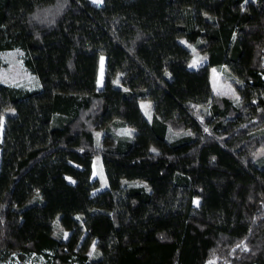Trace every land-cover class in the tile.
I'll use <instances>...</instances> for the list:
<instances>
[{
    "label": "trees",
    "instance_id": "obj_1",
    "mask_svg": "<svg viewBox=\"0 0 264 264\" xmlns=\"http://www.w3.org/2000/svg\"><path fill=\"white\" fill-rule=\"evenodd\" d=\"M7 48L34 83L0 81V257L264 264V0H0Z\"/></svg>",
    "mask_w": 264,
    "mask_h": 264
},
{
    "label": "rangeland",
    "instance_id": "obj_2",
    "mask_svg": "<svg viewBox=\"0 0 264 264\" xmlns=\"http://www.w3.org/2000/svg\"><path fill=\"white\" fill-rule=\"evenodd\" d=\"M93 2V0H90ZM94 3V2H93ZM199 17V14H197ZM181 41H183L180 38ZM184 42V41H183ZM190 49V56L188 60V65L194 66L201 62L204 58V54L201 51H196L193 49L191 43H187ZM102 69H103V54L100 53L97 61V76L96 85L99 86L102 82ZM241 77L242 70L234 67L233 64L229 62H224L221 65L212 66L209 69V78L211 83L212 91L219 94L228 95L231 98H236L237 93L234 86L230 82V79L234 76ZM0 81L2 82H18L26 85H31L34 83L33 75L24 67L21 62L19 50L16 48H7L0 50ZM113 83H118L117 76L112 79ZM139 105L142 112L146 118L151 115L150 99L149 98H139ZM132 127L119 123L115 125L114 131L116 134H128ZM102 128H96L93 134L97 138L101 132ZM91 176H95L97 185L94 186L91 191L94 192L105 185V176L100 160V156L95 154L91 164ZM193 202L196 203V199L193 198ZM67 213V212H65ZM79 216V213H76ZM66 233V230L63 232ZM93 241H90L89 246H92ZM0 264H43L40 257L34 256L32 254L19 256L16 253H9L3 257H0Z\"/></svg>",
    "mask_w": 264,
    "mask_h": 264
},
{
    "label": "snow or ice",
    "instance_id": "obj_3",
    "mask_svg": "<svg viewBox=\"0 0 264 264\" xmlns=\"http://www.w3.org/2000/svg\"><path fill=\"white\" fill-rule=\"evenodd\" d=\"M93 2L96 3V4H100V3H102V0H93ZM238 99L239 98L237 97V100ZM0 125H2V120H0ZM238 247H240V245H238ZM245 250H247V249L245 248Z\"/></svg>",
    "mask_w": 264,
    "mask_h": 264
}]
</instances>
